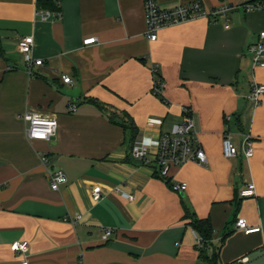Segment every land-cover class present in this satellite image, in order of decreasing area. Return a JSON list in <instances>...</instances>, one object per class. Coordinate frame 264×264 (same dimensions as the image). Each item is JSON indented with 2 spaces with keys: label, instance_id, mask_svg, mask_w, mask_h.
<instances>
[{
  "label": "crops",
  "instance_id": "obj_1",
  "mask_svg": "<svg viewBox=\"0 0 264 264\" xmlns=\"http://www.w3.org/2000/svg\"><path fill=\"white\" fill-rule=\"evenodd\" d=\"M40 1L60 15L42 20ZM201 1L214 8L247 0ZM262 30L264 11L238 7L217 21L164 27L151 40L145 0H0V264L22 263L25 255L12 249L18 240L29 241V264H206L203 253L217 254L218 264H264V96L257 104L250 98L252 83H264V66L254 67L247 51ZM28 35L34 59L43 60L33 73L18 47ZM88 37L97 41L85 44ZM183 106L208 164L173 166L165 179L154 163L133 157L131 145L169 132L184 120ZM28 110L57 118L52 139L28 137ZM226 133L239 149L234 157L224 155ZM244 133L252 135L249 158ZM52 169L68 177L57 190ZM252 180L256 195L241 198ZM176 182L187 189L175 191ZM188 211L211 221L204 252ZM239 218L260 230L245 232Z\"/></svg>",
  "mask_w": 264,
  "mask_h": 264
},
{
  "label": "built area",
  "instance_id": "obj_2",
  "mask_svg": "<svg viewBox=\"0 0 264 264\" xmlns=\"http://www.w3.org/2000/svg\"><path fill=\"white\" fill-rule=\"evenodd\" d=\"M238 7H242L248 12L254 10L264 11V0H247L239 6L227 4L223 1L222 4L214 8H206L201 0L175 4L173 6H162L157 0H145L146 34L151 40H156L158 31L164 27L201 17L212 18V20L217 21V17L225 15ZM53 14L60 15V12L40 7L36 11V15L42 20L49 19ZM226 27H228V24H226ZM96 41V37H88L84 40V43L91 44ZM33 46V35L24 36L18 42L19 50L24 55L27 70L30 73H33V65L43 63L42 59H34L32 55ZM247 51L251 55L254 67L264 66V30L259 32L258 39L247 47ZM152 72L154 76V90L156 93H161L164 82L159 76L158 67H152ZM63 79L65 82H72V78L69 75H63ZM261 96H264V83H252L250 98L257 104ZM75 109L76 106L74 104L69 106L70 111ZM182 109L184 112V120L182 122L174 124L169 132L161 133L156 139L143 138L137 140L133 143L130 150L133 157L154 163L156 165V173L165 179L169 178L173 166L182 165L188 161H195L201 165L208 164V158L201 146L192 110L188 106H183ZM22 116L28 122L26 132L31 139L50 140L57 132L58 120L54 116L31 110L25 111ZM243 149L247 158L252 156V135L250 133L243 134ZM223 151L226 157H234L239 152L238 147L233 143L228 133L224 136ZM42 161L45 165L50 164V160L46 154H42ZM49 175L54 190L59 189L61 185L68 181V177L62 169H52L49 171ZM187 187V182H176L173 183L172 188L175 191L183 192ZM92 195L94 200L99 201L102 198L101 188L96 186ZM123 195L129 199L135 198L134 194L131 193L123 192ZM239 195L241 198L255 196V182L253 180L249 181L240 189ZM236 225L247 233L260 230V227L250 228L244 218H239ZM111 231V229H106V235L111 234ZM197 238L201 243V238L198 235ZM12 249L25 255L21 264H29V259L26 255L29 250V241L18 240L12 244ZM241 261L243 259L238 260L237 263Z\"/></svg>",
  "mask_w": 264,
  "mask_h": 264
},
{
  "label": "trees",
  "instance_id": "obj_3",
  "mask_svg": "<svg viewBox=\"0 0 264 264\" xmlns=\"http://www.w3.org/2000/svg\"><path fill=\"white\" fill-rule=\"evenodd\" d=\"M38 6L39 7H45V5L41 3V1H40V3H39ZM51 9H55V8L52 6ZM3 56H4V49H3L2 40H1V37H0V58L3 57ZM112 116H113V114H111V118H112L113 121L118 122V123H121L119 121H116V119L113 118ZM133 127L135 128V126H133ZM132 138L133 139L136 138L135 132H134ZM133 143H132V145H133ZM132 145H131V147H132ZM171 186L173 187V183H171ZM188 216L190 218L189 224L194 228V230L197 233V235L201 238V241H202L201 250H202V252H204L203 250H205L206 247L209 244H211V241H212L213 235H214V229L212 227L211 221H210L209 218H197L194 215L190 214L189 211H188ZM203 256H204V258L206 260V264H218L216 262L217 254L214 255V258H212V257L211 258H208V256L205 253H203ZM235 263L236 262H234L232 264H235Z\"/></svg>",
  "mask_w": 264,
  "mask_h": 264
}]
</instances>
